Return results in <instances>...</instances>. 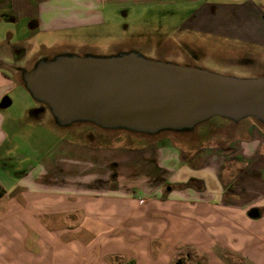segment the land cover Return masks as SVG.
<instances>
[{
	"label": "crops",
	"instance_id": "obj_1",
	"mask_svg": "<svg viewBox=\"0 0 264 264\" xmlns=\"http://www.w3.org/2000/svg\"><path fill=\"white\" fill-rule=\"evenodd\" d=\"M6 1L10 5L0 6L28 27L27 36L22 31L17 39L25 46L39 32L99 23L104 20L100 11L114 2L196 7L183 29L237 43L229 46L240 56L256 57V47L264 48V0ZM51 48L53 53L59 47ZM28 59L26 53L15 64L26 66ZM0 60L13 64L6 51ZM7 67L0 64V101L28 92ZM30 98L35 105L24 99L20 113L9 109L12 99L0 108V264H236L237 259L264 264L260 131L240 142L229 166L221 161L196 166L182 157L187 151L175 144L166 148L160 140L152 161L172 183L133 190L123 179L140 173L137 148L124 153L65 136L49 109ZM254 158L260 162L250 163ZM21 160L29 164L22 166ZM253 209L257 217L249 215ZM170 216L180 217L181 229L157 227ZM191 218L196 219V235L187 229Z\"/></svg>",
	"mask_w": 264,
	"mask_h": 264
},
{
	"label": "rangeland",
	"instance_id": "obj_2",
	"mask_svg": "<svg viewBox=\"0 0 264 264\" xmlns=\"http://www.w3.org/2000/svg\"><path fill=\"white\" fill-rule=\"evenodd\" d=\"M0 3H2L1 5L4 3V7L10 5L6 0H0ZM4 7L0 6V53L8 52L10 61L20 64L21 61H16L14 58L15 51L20 47L27 49L29 59L25 62L26 66L23 69L33 67L37 61L35 53L46 50L41 48V45L45 44L46 48H50L43 53L50 57L64 49L73 51L71 50L73 48L80 50L77 54H81L85 51L84 48L92 47L88 49L93 50L94 55L99 56L138 50L150 59L207 68L238 77L264 75V48L256 47L252 52L254 54L257 51L259 55L256 57L240 56L238 55L239 51L233 50L229 46H236L237 43L221 39L219 36L215 37L203 32L183 29L182 22L188 15L196 12V7H188L185 10L182 4L168 5L164 3L146 5L131 3L126 6H118L113 2L100 11L104 15L103 21L101 20L99 23L87 21V24L83 26L63 28L52 33L39 32L36 37L30 38L27 46L17 43V39L23 36L22 31L27 36L28 27L24 26L25 20L19 18L20 21H15L13 11ZM51 46L59 47L58 51L52 53ZM15 76L21 80L17 73ZM8 96L14 101L9 109L16 113L22 111L19 106L24 99H28L27 101L31 105H35L28 92L26 96L17 93ZM43 108L45 109V107ZM43 127L41 129L46 130ZM262 128H264V124L253 118H244L234 122L215 117L191 131H164L155 135L134 133L122 129H102L90 123H76L60 127V132L92 147H107L113 151L119 149L124 153H130L132 148H137L138 154H134V156H139L136 163L140 168V173L122 181L126 187L134 185L132 189L137 190L138 187L139 189L149 188L162 182L172 183L167 171L163 172L152 161L155 158L154 148L160 140H162L160 144L166 148H172L175 144L187 151V153L183 152L182 157L196 166L205 164L211 166L213 162L217 163L218 161L226 162L229 166L230 162L228 161L235 157L236 148L240 142L249 140L251 136L257 134L256 131L261 132ZM42 130L38 129V131ZM43 148L46 150V147ZM15 155L18 154L15 153ZM19 163L22 166L29 164L22 160ZM147 173L149 176L146 175ZM195 220V218H191L187 221L189 226H192L187 229H193V233L196 235L197 227L195 225L197 223ZM180 221V217L170 216L164 218V221L158 224L161 226L157 227L159 229H181ZM91 236L93 238L95 233H92ZM236 264L246 263L237 259Z\"/></svg>",
	"mask_w": 264,
	"mask_h": 264
},
{
	"label": "water",
	"instance_id": "obj_3",
	"mask_svg": "<svg viewBox=\"0 0 264 264\" xmlns=\"http://www.w3.org/2000/svg\"><path fill=\"white\" fill-rule=\"evenodd\" d=\"M23 83L60 127L90 123L155 135L191 131L215 117L264 124V75L238 77L150 59L138 50L41 59L24 71ZM10 104L4 97L0 108Z\"/></svg>",
	"mask_w": 264,
	"mask_h": 264
},
{
	"label": "flooded vegetation",
	"instance_id": "obj_4",
	"mask_svg": "<svg viewBox=\"0 0 264 264\" xmlns=\"http://www.w3.org/2000/svg\"><path fill=\"white\" fill-rule=\"evenodd\" d=\"M45 51L46 50H41L40 53H38L40 55V57H37V61L34 63V65L41 59H51L54 56H57L59 54H77V53H75L73 51H70L69 49L68 50L64 49V50H62V52L58 51L54 55H52L50 57L48 54L43 53ZM26 53H27V49L26 50L24 48L21 49V47H20L19 50L15 51V59H16V61H19L20 59H22L26 55ZM94 53L95 52L93 50L88 49V50H86V51H84V52H82L81 54H78V55H80V56L91 55V54L94 55ZM15 63L16 62H14L12 64V66H9L8 64H6V63H4L3 61L0 60V64L1 65L8 66L7 68H9L12 71V73H17L19 75L20 79L23 82V73H24V71H28L30 69H27V68L23 69L25 66H17ZM40 104H41V107L43 106V107L47 108L43 103H40ZM43 107H42V109H44ZM260 130H261V133L264 135V128H262ZM249 162L250 163H258V162H260V160H259V158H254V159H250Z\"/></svg>",
	"mask_w": 264,
	"mask_h": 264
},
{
	"label": "trees",
	"instance_id": "obj_5",
	"mask_svg": "<svg viewBox=\"0 0 264 264\" xmlns=\"http://www.w3.org/2000/svg\"><path fill=\"white\" fill-rule=\"evenodd\" d=\"M217 118V117H216ZM195 149V148H194ZM187 185H190V183H187Z\"/></svg>",
	"mask_w": 264,
	"mask_h": 264
}]
</instances>
